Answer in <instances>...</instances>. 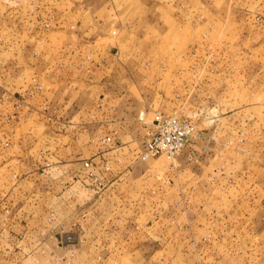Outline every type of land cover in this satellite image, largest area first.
<instances>
[{
    "label": "rangeland",
    "instance_id": "rangeland-1",
    "mask_svg": "<svg viewBox=\"0 0 264 264\" xmlns=\"http://www.w3.org/2000/svg\"><path fill=\"white\" fill-rule=\"evenodd\" d=\"M159 111L193 123L192 138L172 159L143 160ZM130 129L133 150L85 160L104 189L80 165L76 180L91 201L105 196L113 213L126 204V217L137 210L136 228L158 221L149 230L176 240L162 242V264H264V0H0L3 222L18 218L12 192L27 185L29 168L40 185L59 170L49 152L90 157ZM112 170L133 177L109 196ZM36 212L38 231L45 216L60 218ZM9 232L0 235V264L116 261L107 240L63 231L49 243L41 230L36 256L17 263Z\"/></svg>",
    "mask_w": 264,
    "mask_h": 264
},
{
    "label": "crops",
    "instance_id": "crops-1",
    "mask_svg": "<svg viewBox=\"0 0 264 264\" xmlns=\"http://www.w3.org/2000/svg\"><path fill=\"white\" fill-rule=\"evenodd\" d=\"M130 133L131 129L125 135L127 138L123 137L117 140L115 145L107 147L105 151L100 150L98 145L93 146L90 150V157L82 155V152H78V150L68 151L65 155L49 152L51 157L59 161L58 165L60 168H58V171L57 169L50 170L48 174H45L46 177H43L45 184H38L35 168H29L27 185L20 188L21 184H18V188H14L12 192L14 197L13 204H17L15 209L20 210L17 212L18 218H16V212H13L14 217H11L6 222L0 219V235H3L6 228H9V237L18 242L13 249V253L11 251V255H15V258H17L15 262H23L27 258L36 256V247L32 244V241L38 233L41 234L42 230V233L44 232L43 237L47 240L45 242L49 243L58 240L63 231H70L76 240L85 239V242L107 240L108 249L111 251L110 255L116 258L113 264H162V256L168 253L165 251L162 242L166 243L176 240L162 235L156 229L149 230V227L158 224V221H156V224H147L146 227L143 225L140 227L139 225L136 228L135 215H137V210L133 213L134 216L126 217L124 215H127L129 208L125 204L122 210L126 209V211L123 210L124 212L119 213H115V211L113 213V209H116L113 203H109V200L107 201L108 203L103 201L105 196L101 199H97L95 196V200L91 201L92 198L94 199L91 190L88 187H82L80 180H76L77 171L80 169L79 167L83 166L85 160L97 155H104L110 158L116 157L118 156L117 147L123 149L122 154H124L125 149L133 150L131 148L133 143H131L132 136ZM90 140L94 142V139ZM71 141H74L73 143L75 144L77 138ZM59 153L61 154L62 152ZM118 160L121 162V158H118ZM29 163H32L31 160ZM129 177H133V172L130 170L110 171L107 175L109 188L105 195H112L118 187H121L119 180ZM31 190H36L37 193H31ZM68 193L74 194L72 200L69 199ZM36 194H42L44 201L38 203ZM84 194L88 195L89 198L87 197L88 199H86ZM32 195L37 198H32ZM41 208L48 214L56 213L60 218L56 217L55 220H51L50 217L45 216L43 225L45 227L38 231V223L36 222L38 213L36 211ZM105 209L108 210L104 211ZM45 212L44 214H46ZM160 225L164 226V223L161 222ZM56 226L57 230H55ZM58 232L60 233L59 237L56 236ZM151 242L155 243V250H148ZM171 243L173 244V242ZM25 249L28 252H25ZM45 254L50 256V250L46 251Z\"/></svg>",
    "mask_w": 264,
    "mask_h": 264
},
{
    "label": "built area",
    "instance_id": "built-area-1",
    "mask_svg": "<svg viewBox=\"0 0 264 264\" xmlns=\"http://www.w3.org/2000/svg\"><path fill=\"white\" fill-rule=\"evenodd\" d=\"M154 126V132L150 133L143 143L141 152L143 160L160 155H165L169 159L174 158L190 143L194 129L193 123L188 120L160 111L155 113ZM85 167H87L86 178L94 184L97 192L104 189V177L93 171V168H96L94 163L87 161Z\"/></svg>",
    "mask_w": 264,
    "mask_h": 264
}]
</instances>
